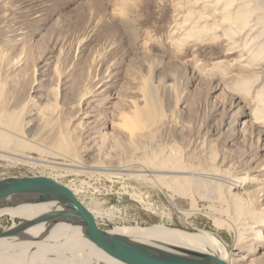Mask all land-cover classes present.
<instances>
[{
    "label": "rangeland",
    "instance_id": "obj_1",
    "mask_svg": "<svg viewBox=\"0 0 264 264\" xmlns=\"http://www.w3.org/2000/svg\"><path fill=\"white\" fill-rule=\"evenodd\" d=\"M174 13L172 0H0V109L15 117L27 104L24 141L58 154L71 140L76 156L58 161L18 153L9 142L0 147V179L54 177L105 230L197 228L225 242L241 259L232 264H264L263 241L238 244L228 224L219 225L200 206L187 213L170 191L138 175L149 157L141 151H181L185 164L205 170L197 178L205 185L231 186L255 212L264 209V124L253 118V99L235 87L245 75L233 60L244 52L226 54L219 41L178 47L169 35ZM218 59H225L223 68L213 69ZM147 83L164 116L132 134L124 121L133 115V103L145 104ZM46 106L51 113L42 115ZM4 116L1 125L10 122ZM247 175L258 180L242 186ZM22 220L0 217V231Z\"/></svg>",
    "mask_w": 264,
    "mask_h": 264
},
{
    "label": "bare ground",
    "instance_id": "obj_2",
    "mask_svg": "<svg viewBox=\"0 0 264 264\" xmlns=\"http://www.w3.org/2000/svg\"><path fill=\"white\" fill-rule=\"evenodd\" d=\"M172 3L175 13L169 35L173 44L182 47L191 41H219L226 46V54L244 52L233 60L245 75H241L235 87L253 99L255 103L253 118L264 124V74L259 71L261 69L264 73L262 66L264 65V1L172 0ZM224 61L225 59H218L214 62L213 69L222 67ZM213 69L211 68L212 71ZM3 93L0 88V98L4 96ZM144 102L142 106L133 103V115L125 118V126L132 134L152 126L164 116L162 105L150 83L144 88ZM1 107L0 117L4 118V115H8L10 119L7 120L10 122L7 123L5 119L7 124L0 123V147L7 148L12 145L11 148L18 153L30 152L58 161H76L71 140L69 144L68 142L60 144L59 148L64 153L58 154L51 153L52 149L49 152L45 145L39 143L32 145L30 141V143L24 141L21 115L27 104L19 108L21 110L15 117L11 111L7 112L3 106ZM48 107L45 109L41 107L40 113L50 114L51 108ZM5 135L10 136L14 145L9 136L5 138ZM174 152L162 154L161 151H141L142 155L149 157L138 169L140 172L138 175L163 190L170 191L175 196L176 202L187 213L193 210L190 206H200L204 209L199 210L213 216L219 225L228 224L236 233L238 244L247 241L264 242V209L255 212L252 201L239 197L237 192L232 191L230 185L226 191H222L223 188L221 190L214 186L213 188L211 185L208 187L202 179H197L206 175L205 170L201 166L198 168L188 166L182 160L181 151ZM125 169L130 168L121 167V170L125 171ZM157 172H175L177 175L169 177L158 175ZM257 180L247 175L239 181L245 186L248 183L255 184ZM38 197L35 194H28L7 198L0 204V217L8 215L12 219L28 220L48 210L62 208L53 202L34 203ZM47 227L48 224L42 223L29 228L24 234L25 239L0 238V264H126L108 250L94 244L82 226L60 222L45 232ZM111 232L119 233L168 255L194 251L216 255L224 259L227 264L241 260L232 256L222 239L209 231L197 228L186 231L172 224L135 225L113 229ZM188 261L192 264H206L197 260Z\"/></svg>",
    "mask_w": 264,
    "mask_h": 264
},
{
    "label": "water",
    "instance_id": "obj_3",
    "mask_svg": "<svg viewBox=\"0 0 264 264\" xmlns=\"http://www.w3.org/2000/svg\"><path fill=\"white\" fill-rule=\"evenodd\" d=\"M35 194L39 196L34 203L53 202L60 209H51L32 219H23L0 231V238H26L25 232L38 224L46 223L48 227L64 222L82 226L89 239L102 249L108 250L126 264H192L188 260H197L206 264H227V262L212 254L194 251L183 253H162L146 244L131 240L119 233L101 228L94 213L68 187L52 177L33 175L26 177H6L0 179V204L9 197ZM191 231L190 227L176 226Z\"/></svg>",
    "mask_w": 264,
    "mask_h": 264
}]
</instances>
